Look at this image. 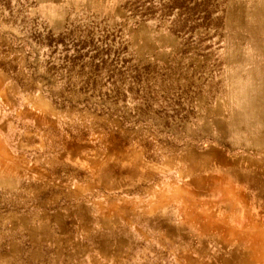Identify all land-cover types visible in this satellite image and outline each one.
Listing matches in <instances>:
<instances>
[{
    "label": "rangeland",
    "instance_id": "obj_1",
    "mask_svg": "<svg viewBox=\"0 0 264 264\" xmlns=\"http://www.w3.org/2000/svg\"><path fill=\"white\" fill-rule=\"evenodd\" d=\"M263 32L264 0H0V236L52 264H239L210 224L264 171Z\"/></svg>",
    "mask_w": 264,
    "mask_h": 264
},
{
    "label": "crops",
    "instance_id": "obj_2",
    "mask_svg": "<svg viewBox=\"0 0 264 264\" xmlns=\"http://www.w3.org/2000/svg\"><path fill=\"white\" fill-rule=\"evenodd\" d=\"M253 172L255 176H250ZM248 173L247 179L242 177L239 184L229 181L215 194L216 222L210 224L209 240L225 243L226 258L237 259L239 264H264V171ZM40 225L50 223L44 219ZM27 235L17 230L0 236V264H52L48 243Z\"/></svg>",
    "mask_w": 264,
    "mask_h": 264
}]
</instances>
